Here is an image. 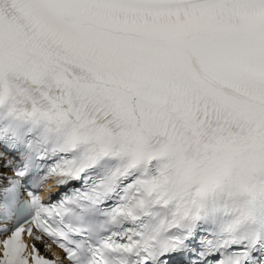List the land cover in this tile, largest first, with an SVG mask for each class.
Wrapping results in <instances>:
<instances>
[{
  "label": "snow or ice",
  "instance_id": "snow-or-ice-1",
  "mask_svg": "<svg viewBox=\"0 0 264 264\" xmlns=\"http://www.w3.org/2000/svg\"><path fill=\"white\" fill-rule=\"evenodd\" d=\"M237 156L264 0H0V264H264Z\"/></svg>",
  "mask_w": 264,
  "mask_h": 264
}]
</instances>
